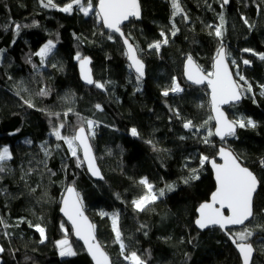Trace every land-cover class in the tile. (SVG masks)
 Segmentation results:
<instances>
[{
	"label": "trees",
	"instance_id": "1",
	"mask_svg": "<svg viewBox=\"0 0 264 264\" xmlns=\"http://www.w3.org/2000/svg\"><path fill=\"white\" fill-rule=\"evenodd\" d=\"M53 2L56 7H43L40 0H0V146H9L12 153L7 170L0 173V246L4 248L0 264H36L38 260L93 264L60 214L68 185L78 189L96 235L115 264L129 262L114 242L111 219L101 212H119L127 251L137 252L147 264H242L220 228L200 231L195 225L198 206L216 189L208 162L201 168L200 158L215 157L224 142L259 180L264 179V61L258 55L264 53V0H231L223 8L220 0H179L184 12L175 16L172 0H140L142 19L123 26L144 63L140 83L122 40L105 31L95 11L85 16L74 5L71 13H65L60 8L71 0ZM92 2L95 8L98 0ZM221 12L225 18L222 42L231 54L230 64L236 60L240 75L252 86L227 111L232 119L251 118L258 127L238 129L236 137L224 141L213 135L204 143L208 130L214 132L209 91L188 84L183 69L191 55L203 70L212 71L221 41L208 25L219 24ZM17 24L22 26L19 33ZM173 25L178 29L175 35ZM165 37L168 43H162L158 52L148 48ZM49 39L56 47L41 64L36 53ZM245 48L253 51L244 52ZM77 52L92 57L95 79L105 88L82 83ZM244 60L250 63L245 65ZM231 66L236 76L237 69ZM173 78L182 91L163 96L173 86ZM41 88L49 94L38 95ZM97 104L102 110L96 109ZM69 108L72 111L64 117ZM49 112L61 115L50 118ZM81 117L98 122L91 141L102 170L100 180L89 175L80 148L77 155L82 163L77 167V157L52 133L53 125L64 122L62 135H71ZM187 121L194 127L185 128ZM132 128L137 136H132ZM192 169L199 170V179L185 184ZM145 177L156 189L173 185L174 190L146 211H137L132 201L145 191L138 183ZM254 208L246 226L229 232L235 237L244 228L252 230L254 235L247 241L256 249L252 264H264V184H259ZM61 223L75 256L59 255L55 242L65 235ZM36 224L45 227L43 243Z\"/></svg>",
	"mask_w": 264,
	"mask_h": 264
},
{
	"label": "snow or ice",
	"instance_id": "2",
	"mask_svg": "<svg viewBox=\"0 0 264 264\" xmlns=\"http://www.w3.org/2000/svg\"><path fill=\"white\" fill-rule=\"evenodd\" d=\"M230 0H220V6L223 8L228 5ZM43 7H56L53 0H40ZM82 12L85 16L89 15L90 12L95 11L96 16L102 20L104 26L111 30L112 32L120 34L124 37V32L122 31L121 25L128 21L130 18H140V4L139 0H99L98 5L94 8L92 0H71L70 3L65 4L61 11L65 13H71L73 6ZM173 6V16L181 14L184 12L181 7L179 0H172ZM184 19L187 20L188 17L185 14ZM224 23L225 18L223 13L219 14V24L208 25L209 28L214 29V35L221 41L220 46L216 50L213 63V71L204 74V70L194 63L193 57L188 55L186 58V76L189 81L195 84H203L205 81L211 89V105L214 116H210L209 120H215L216 126L215 131L208 130L207 136L204 138V143H209V137L216 135L220 139L226 140L228 137H236L237 129L256 128L258 124L251 118L241 117L239 119H228L225 113L221 110V105L225 104H235L239 102L244 93L251 92L252 86L246 80V78L239 73V65L236 60H231V64L237 69L236 76L237 79H233L232 73L229 70L228 59L230 53L227 51L225 45L223 44V33H224ZM244 23L248 24V20L244 18ZM16 31L19 33L21 25L17 24ZM24 27H27L26 25ZM172 35L178 29H175L173 25ZM161 36H165L161 32ZM108 39H113L112 35L108 36ZM163 44L168 43L167 37L163 41H156L148 45L149 49L159 51ZM124 44L127 46V51L125 55L131 61L130 67L134 68L136 73V81L140 83L145 75L144 73V63L138 58V49L129 43L128 38L124 39ZM56 44L52 39H49L43 47L36 53L37 56L41 58V64L44 63L45 59L52 53ZM244 52H251L252 49L245 48ZM259 59L264 61V53H260ZM75 59L79 61L81 77L89 85H94L97 88H105L104 83L94 81L92 78L91 69L88 67L91 63L90 58L87 56H81L77 52ZM245 65L249 64L250 61L244 60ZM52 67H57L53 64ZM239 81H243L241 84ZM111 83V82H108ZM246 85V87H245ZM140 89L137 88V91ZM169 91L176 93L182 91L180 85L173 78V86L170 90H165L162 92L163 96H168ZM49 94L47 88H41L38 95L46 96ZM19 95V93H17ZM261 95H264V85H261ZM25 104L28 107H34L30 100H25ZM96 109L102 110V106L97 104ZM72 111L71 108L63 113L64 117ZM49 117L58 118L61 113L49 112ZM208 121H205L207 124ZM98 122L81 117L76 129L71 135H62L61 130L65 128V123L61 122L57 125H53L52 133L58 139L62 140L68 145V148L73 157H77V167L81 166L82 161L77 155V149L82 147L84 160L87 161L89 171L93 176H100V170L96 166L95 157L92 154L91 145L89 144V139L95 135L93 131L94 127ZM185 128H193L194 125L192 121H187L184 123ZM203 127V125L201 126ZM87 129V131H86ZM197 131L199 129H196ZM132 136H137L136 128L131 129ZM26 143H31V141H26ZM148 143H152L149 141ZM60 147V145H57ZM45 155L49 153L47 151V146H44ZM219 157L222 159L223 163H217L215 159L209 160V157L201 155L200 165L201 168L206 162H210L212 168L215 170L216 179V190L211 194V201L204 202L199 205L198 212L199 217L195 220V224L199 229H206L213 226H219L221 229H225L229 225H245L247 221L254 217L252 211V199L253 193L256 191L258 184H264V179L258 180L257 176L248 168L243 166V160L240 155L234 153L229 147L221 146L218 151ZM12 158V153L7 146H0V173L5 172L7 169L5 164L8 160ZM264 165V160L261 161ZM103 178L102 176L100 177ZM199 179V170L192 169L189 176L184 180V183H190L193 180ZM138 183L144 186L145 191L137 199L132 201V205L137 211H146L151 207L158 199L165 196L166 192H171L174 190L173 185H165L164 188L156 189L152 183L148 182V179L141 178ZM35 191V189H33ZM66 196L62 197L61 211L67 217L68 221L71 222L72 229L75 235L84 241L87 246V251L92 256L95 264H115L104 251L102 244L97 240L96 237V226L92 224L88 217L84 214V207L82 198L80 194L76 191L73 186H68L66 188ZM224 209H227L230 213L229 215H224ZM101 216H108L111 219V226L114 232V242L120 247V255L123 260L130 262V264H147L145 259H142L140 255L135 251L128 252V245L125 243L124 236L122 234L121 228L119 226L120 214L118 211L112 213L101 212ZM0 224H3V220L0 219ZM36 231L39 232L41 240L43 243L46 237L45 227L41 224L34 225ZM143 227V226H142ZM61 229L64 231L65 235L63 239L57 240L55 242L58 249L59 255L61 257H71L77 255L76 251L73 249L67 235V230L64 228V224L61 223ZM145 235L147 233L145 232ZM254 235L252 230L244 228L241 232L235 234L233 242L236 245L239 253L242 257V264H252V254L253 246L247 241ZM4 248L0 246V253H3Z\"/></svg>",
	"mask_w": 264,
	"mask_h": 264
},
{
	"label": "water",
	"instance_id": "3",
	"mask_svg": "<svg viewBox=\"0 0 264 264\" xmlns=\"http://www.w3.org/2000/svg\"><path fill=\"white\" fill-rule=\"evenodd\" d=\"M230 2H231V0H230ZM230 2H229V4L226 5V6H229V5H230ZM98 3H99V0H98V2H97V5H98ZM139 4H140V18H139V19H137V18H130L128 21H125V22L121 25L122 31H123L124 34H125L124 37H121L120 34L115 33V32H112L111 30L107 29V28L104 26L103 22H102L105 31L117 35V36L122 40V43H123L124 48H125V51H127V46L124 44V39H125V38H128V37L126 36V33H125L124 29H123V26L129 24V22H130L131 20H133V19L138 20V21L142 19V7H141V2H140V0H139ZM101 21H102V20H101ZM128 40H129V43H131L134 47H136V46L133 44V42L131 41L130 38H128ZM225 47H226V46H225ZM226 49H227V48H226ZM137 55H138V58H140L138 52H137ZM87 57H89V58H90V61H91V63L89 64L88 67L91 69L92 78H93L94 81H96L95 76H94V70H93V59H92V57H90V56H87ZM186 58H187V57H186ZM127 59H128V58H127ZM193 60H194V63H195L196 65H199V66H200V64L198 63V61H197L194 57H193ZM128 63H129V65L131 64V61H129V59H128ZM213 63H214V61H213ZM185 65H186V60H185V62H184V69H183V76H184L186 82H187L188 84L192 85V86H195V87H207V89H208V91H209V100H210L211 114H212V116H214L215 113L213 112L212 105H211V89H210V87L207 85V82H206V81H205V83H203V84H199V85L193 83L192 81H189V80L187 79V76H186ZM228 66H229V70H230L231 73H232L233 79H236V76H235V74H234V72H233V69H232V66H231V64H230L229 59H228ZM77 67H78V72H79V76H80V79H81L82 83H83L85 86H87V87H91V86H93V85H89V84H87V83L82 79V77H81L80 65H79V61H78V60H77ZM200 67H201V66H200ZM201 68H202V67H201ZM131 69H132V71L135 73L134 68L131 67ZM212 71H213V67H212ZM135 74H136V73H135ZM204 74H205V75L207 74V72H206L205 70H204ZM240 101H241V100H240ZM240 101L237 102V103H235V104L240 103ZM235 104H225V105H221V110L225 113V115H226V116L228 117V119H230V120H231L232 118L230 117V114L228 113L227 108H229L230 106L235 105ZM213 121H214V131H215L216 122H215V120H213ZM86 131H87V129H86ZM237 131H238V129H237ZM215 137H216L217 139L221 140L219 136H216V135H215ZM226 139H227V138H226ZM223 141H224V140H223ZM89 144L91 145L92 154H93V156L95 157L96 166H97V167L99 168V170H100V176H93V175L91 174V172L89 171L88 164H87V161L84 160L83 150H82V147H81L80 150H81V154H82V159H83L84 165H85V167H86V169H87L89 175H90L94 180H100V179H101L100 177L102 176V170H101L100 165H99V163H98V159H97V156H96V153H95L94 147H93V145H92L91 138L89 139ZM221 146H227V147H229V146L227 145V143H224V142H223V143H220V144L218 145V151H219V148H220ZM229 148H230V147H229ZM230 149H231V148H230ZM231 150H232V149H231ZM211 159H215L217 163H223V161H222V159L219 157L218 153H217V155H216L215 157L210 158L209 160H211ZM208 164H209V167H210V169H211V171H212V173H213V178H214V181H215V184H216L215 170L212 168V165H211L210 162H208ZM243 166L248 167V166H247L246 164H244V163H243ZM248 168H249V167H248ZM249 169H250V168H249ZM250 170H251V169H250ZM251 171H252V170H251ZM252 172H253V171H252ZM253 173H254V172H253ZM254 174H255V173H254ZM255 175H256V174H255ZM257 178H258V177H257ZM258 180H259V179H258ZM68 186H73V187L76 189V191L79 193V191H78V189L76 188V186H74V185H68ZM68 186H66V188H67ZM216 186H217V185H216ZM66 188H65V190H64L63 196H66V195H67V193H66ZM258 188H259V184H258V186H257L256 191L253 193V199H252V211H253V213H254V209H255V208H254V199H255L256 193H257V191H258ZM215 190H216V189H215ZM63 196H62V197H63ZM210 201H211V196H210L209 200H206L205 202H210ZM203 203H204V202H203ZM62 207H63V205H62V199H61L60 214H61V216L64 218V220L69 224V226L72 228L71 222L68 221L67 217H66V216L64 215V213L61 211V208H62ZM83 207H84V206H83ZM198 208H199V206H198ZM198 208H197V215H198V217H199ZM223 211H224V215H225V216H227V215L230 214V213L228 212L227 209H224ZM84 214H85V216L88 217L89 221H90L92 224H94V222L91 220L90 216L88 215V213L86 212L85 209H84ZM198 217H197V218H198ZM252 219H253V218H251L249 221H247V222L245 223V225H229V226H227L225 229H221L219 226H213V227H209V228H206V229H199L198 226H197L196 224H195V225H196V227H197L200 231H205V230H207V229H211V228H220V229L224 232V234L229 238V240H230L231 243L233 244L234 248L236 249V251L238 252V254H239L240 257H241V254L239 253L238 249L236 248L235 243L233 242V238H234V237H233L232 234L229 232V229L244 227V226H246V225H247ZM72 232H73V236L75 237V239H76L78 242H80V243L82 244V246L84 247V249H85V251L87 252V254L89 255V257H90L92 263L95 264V261L93 260L92 256H91V255L89 254V252L87 251V246L84 244V241H83L82 239L78 238V237L75 235L73 229H72ZM95 234H96V232H95ZM96 237H97V235H96ZM230 237H233V238H230ZM97 240L100 242V240L98 239V237H97ZM100 243H101V242H100ZM248 243H251V242H248ZM251 244H252V243H251ZM252 246H253V249H254L253 254H252V263H253V259H254L255 253H256V249H255V247H254L253 244H252ZM103 248H104V247H103ZM104 251H106L105 248H104ZM106 252H107V251H106ZM107 254L109 255L108 252H107ZM109 257H110V259H111V256H110V255H109ZM111 260H112V259H111ZM241 261H242V257H241Z\"/></svg>",
	"mask_w": 264,
	"mask_h": 264
},
{
	"label": "rangeland",
	"instance_id": "4",
	"mask_svg": "<svg viewBox=\"0 0 264 264\" xmlns=\"http://www.w3.org/2000/svg\"><path fill=\"white\" fill-rule=\"evenodd\" d=\"M91 13V12H90ZM43 47V46H42ZM208 73V72H207ZM177 81V80H176ZM181 92V91H180ZM179 92V93H180ZM169 93H173V92H171V91H169ZM209 104H210V100H209ZM233 119H235V118H233ZM97 128V125L94 127V129L93 130H95ZM7 147H9V146H7ZM10 149V148H9ZM36 264H58L57 262H52V263H46V262H44L43 260H38V261H36ZM129 264H130V262H129Z\"/></svg>",
	"mask_w": 264,
	"mask_h": 264
},
{
	"label": "built area",
	"instance_id": "5",
	"mask_svg": "<svg viewBox=\"0 0 264 264\" xmlns=\"http://www.w3.org/2000/svg\"><path fill=\"white\" fill-rule=\"evenodd\" d=\"M178 83V81H176ZM179 84V83H178ZM176 93H179V92H176Z\"/></svg>",
	"mask_w": 264,
	"mask_h": 264
}]
</instances>
